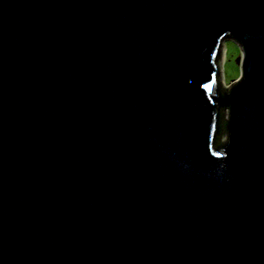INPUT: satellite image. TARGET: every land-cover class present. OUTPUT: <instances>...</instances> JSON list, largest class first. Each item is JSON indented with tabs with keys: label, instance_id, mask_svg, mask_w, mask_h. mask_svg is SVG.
<instances>
[{
	"label": "water",
	"instance_id": "obj_1",
	"mask_svg": "<svg viewBox=\"0 0 264 264\" xmlns=\"http://www.w3.org/2000/svg\"><path fill=\"white\" fill-rule=\"evenodd\" d=\"M0 264H264V0H0Z\"/></svg>",
	"mask_w": 264,
	"mask_h": 264
},
{
	"label": "rangeland",
	"instance_id": "obj_2",
	"mask_svg": "<svg viewBox=\"0 0 264 264\" xmlns=\"http://www.w3.org/2000/svg\"><path fill=\"white\" fill-rule=\"evenodd\" d=\"M222 62L224 64L227 83L233 85L236 75L242 72V56L239 53L237 39L232 36L224 38L219 46ZM226 119L224 118L222 135H226Z\"/></svg>",
	"mask_w": 264,
	"mask_h": 264
},
{
	"label": "trees",
	"instance_id": "obj_3",
	"mask_svg": "<svg viewBox=\"0 0 264 264\" xmlns=\"http://www.w3.org/2000/svg\"><path fill=\"white\" fill-rule=\"evenodd\" d=\"M233 84H235V83H233ZM220 93H222L221 90H220ZM220 122H222V119H220ZM221 128H222V127H221V125H220V127H219L220 130H219V132H218L217 135H219V133H220V131H221Z\"/></svg>",
	"mask_w": 264,
	"mask_h": 264
}]
</instances>
